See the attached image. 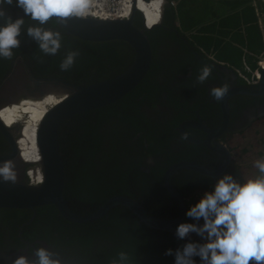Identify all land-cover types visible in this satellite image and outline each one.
I'll return each mask as SVG.
<instances>
[{"label": "flooded vegetation", "instance_id": "1", "mask_svg": "<svg viewBox=\"0 0 264 264\" xmlns=\"http://www.w3.org/2000/svg\"><path fill=\"white\" fill-rule=\"evenodd\" d=\"M12 14L15 15V13H9V15ZM36 22L31 18H27L26 26ZM141 27L145 28L143 22ZM148 40L153 42L151 47L152 61L150 65L153 63L156 66L153 67L155 71H159V78H150L149 76L147 82L149 87H151L152 82L158 81V84L164 87V89L154 96V100L149 99L141 103L133 112H131L132 110L127 111L132 116L126 118V121L129 123L125 127L121 123L123 126L121 131H118L117 127L113 126L118 132H112L110 126H102L101 124L100 126L97 125L93 129V132H87L88 142L83 140L81 150H84L85 146L88 145L89 151L92 150L93 152V154L90 153L92 171L95 173L93 184L92 180L89 181V178L86 179V175L82 176V174L74 180L76 169L78 168L77 164L85 165V154L74 156V151H77V148H74V144L71 142V140L74 141V137L71 138L72 132L69 129L71 126L64 131V141L63 144H60V152L64 164L65 182L67 181L69 185L73 179V184L76 189L81 188V183H84L83 189L87 193L92 194L91 192H95L97 185H99L97 178L101 174V160L111 150V146L114 145L116 155L121 150L116 160L117 169L125 174L124 178L127 181L125 180L126 182L121 184L110 180L107 186L108 190L105 201L114 196H125L134 200L152 216L163 220H173L176 218L179 208L164 186V175L172 165L184 162L196 164L203 169H180L174 172L171 177V185L182 197L187 209L202 196L204 191L211 190L216 178L220 175L227 172L231 173L238 181L244 180L241 170L236 163L237 160L234 157L236 153L232 148L233 140L243 139L247 136L251 138L262 137L264 133V89H262V87L264 88V81L261 75L256 84L246 83L235 70L226 68L197 51L190 44L189 40L184 35L179 34L174 28H164L163 21H161L159 26L150 31ZM121 42L123 43V41ZM22 43L20 48L22 47ZM62 45L61 48H66L64 40H62ZM70 49L68 47L66 51ZM76 49H79L80 55L74 65L76 67L82 66V69L80 68V71H78L76 67L71 68L70 78L72 79L70 81L62 79V77H59L60 75H50L48 78L36 76L35 72L31 69L32 67L26 62V52L15 51L16 49H14L13 59L0 58V84L3 85L5 79L14 73V79H11V82L9 84L6 83L4 87H20L26 83L29 87H34V81L46 79H59L76 85H87L93 82L107 80L120 74L131 65L134 58L133 54L132 58L130 56L125 60L123 53L127 48L125 49L124 46H119L116 50L117 55H114V58L111 53L105 52V55L100 56L98 63H95L96 61L91 62L88 60V56L95 55V53H87L81 45L76 47ZM158 51H160V59ZM96 55L98 56L99 54ZM63 57L60 55L56 59L62 61ZM168 64L171 65L170 68L167 67ZM53 65L54 62L52 61ZM203 65H213V73L205 83L198 84L196 78ZM92 73L97 74V76L102 75L103 77L102 79H95L97 76L95 77L93 75L91 80H86L84 75H92ZM224 83L230 86L228 92L232 91L231 94L224 96L226 97L225 106L227 111V122L225 124L222 103L224 98L221 101H215L209 94L210 89L222 86ZM238 88L245 89L249 93L254 92L255 94L235 92V89ZM145 94L142 93L140 97H143ZM169 97L177 99L182 105L186 104V106L176 109V105L168 102ZM19 98L22 99L21 97ZM135 100L139 101L140 98H135ZM115 105L123 112L121 106L116 103ZM140 115H144L145 118H150L155 121L160 119V126L164 128V133H166L164 134V139L159 138L164 141L156 143L153 141L149 145L145 139L139 140V133L133 135L132 125H134V117L139 118ZM127 129H129V132ZM220 129L221 133H219ZM252 132L253 134L249 135ZM2 138L4 139L3 136ZM6 145L8 152H4L3 155L1 152L0 156H5L10 153L11 148L7 141ZM36 163L32 162V164ZM14 170L18 172L17 166H15ZM136 171L143 175L137 181L134 178ZM128 176L129 179H127ZM143 184H146L147 187H143ZM86 185L88 188H86ZM136 186L142 188L136 191L134 190ZM133 192L145 199L142 200L133 197ZM77 201V194H74L70 202L76 203ZM79 203L82 205L74 207V210H71L72 212H85L83 214H86L94 208L90 205H83L84 203L82 202ZM118 207L125 206L120 205ZM116 214L118 218L123 220L119 222L127 223V215L124 212L120 210ZM34 216L35 213L31 215L28 222ZM109 216L107 214L102 219L86 222V224H96V228L98 229V236L95 237L91 246L87 248L92 253L91 262H88L87 257L84 255H80L79 257L77 255H69L67 251L57 253L58 256L55 258H58L61 264H110L107 261L112 257L113 259L117 258L118 253L121 252L120 249L123 250L125 237L130 235V233L129 231L124 233V229L114 230L110 224ZM1 222L2 215L0 214V237L2 238ZM139 222L142 224L140 219ZM182 222L194 223L195 221L185 216ZM199 223L202 224L203 221L201 220ZM21 227L22 225L17 235L14 234L10 226L6 228L9 247L12 251L13 247L16 248L20 242L29 243L22 236ZM156 231L163 233L161 234V238H154L153 240L148 234L140 231L136 234L140 241L134 245L132 244L125 252L130 251L131 253L135 249H142L143 252L138 260L139 264H173V256L169 260H164L167 257L164 253L167 248H171L173 251L175 250V234L163 230ZM168 233L173 236V239L167 242ZM188 240L203 242L199 236L193 233L186 240H180V246L188 242ZM32 242L35 245L31 246V250L26 246L20 251L33 264L37 259L35 256V249L37 247H44L55 253L53 247L48 243L37 240ZM164 244L166 245L165 249ZM150 248L153 249L151 250ZM10 249H2L1 247L0 258L2 259V252H4V255L10 254ZM151 252H155L153 256L150 254ZM193 259L196 261V264H200L199 257H194ZM1 262L2 264H11L10 261L9 263L8 261Z\"/></svg>", "mask_w": 264, "mask_h": 264}, {"label": "trees", "instance_id": "2", "mask_svg": "<svg viewBox=\"0 0 264 264\" xmlns=\"http://www.w3.org/2000/svg\"><path fill=\"white\" fill-rule=\"evenodd\" d=\"M263 9L264 8H259L256 12L254 6L252 5V0H168L165 2L163 7L162 21L164 28H174L179 34L184 35L197 51L203 53L209 59L212 58V60L216 61L218 64L235 70L242 69L244 62L248 63L251 67H255L256 59L254 54L264 48L260 37V30L257 24L259 14L260 12H263ZM7 11L8 13H15V15H11L13 19L23 16V12L19 8L9 7L7 8ZM27 18L30 17H24L25 24L22 28V35L19 37L21 42H23L22 47H19L20 49L18 48L15 51L26 52V62H28V65L32 67L30 68L38 77L48 78L50 75H60L59 77H62V79L70 81L72 79L70 78L71 71H61L59 67L61 60L56 59L57 57H60V55L64 56L68 47L71 49H76V47L81 45L83 46V49L87 51V53H95V55L92 54L88 56V60L91 62L96 61L95 63H98L100 56L105 55V52L111 53L114 58V55H117L116 50L119 46H124L125 49L127 48L123 53L125 60L130 56L132 58L134 54L131 47L128 44L125 45L126 43H122L121 41H114L111 43H92L77 39L66 34L55 23V21L51 19L43 27L61 31L66 48H61L59 53H57L55 56H45L39 50L38 45L26 34L27 27L37 25L38 22L26 26ZM141 21L142 18L140 14L136 13L135 17L133 18V24L137 28H141ZM2 22L4 23L3 20H0V24H2ZM146 35L149 38L150 31H148ZM149 42L152 47L153 42L150 40ZM96 54L99 55L97 56ZM52 61L54 62L53 66ZM153 66L155 65L152 63V65H150L147 77L144 78L137 88H135L133 91H130L116 102V104L122 107L120 108L123 109V112H121L115 103H113L102 108L77 115L72 120L61 125L59 129V143L63 144L64 131L66 128L71 126L69 128L72 132L71 138L74 137V141L71 140V142L74 144V148H77V151H74V156L85 154V165H81L80 163L77 164L78 168L76 169L74 180H76L77 177L82 174V176L86 175V179L89 178V181L92 180L93 184V177L95 173L92 171L93 168L91 166L92 163L90 158V153L93 154V152L92 150L89 151L88 145L85 146L84 150H81L82 142H84L83 140L88 142L86 136L87 132H93V129H95L97 125L100 126L101 124L102 126H110V130L112 132L121 131V128H123V126L125 127L129 123L126 121V118L132 116L127 111L132 110L131 112H133L141 103H144L149 99L154 100V96L159 91L164 89V87H161V85L158 84V81L152 82L151 87H149L147 82L149 76L150 78H159V71H155ZM75 67L76 66L74 65L72 68ZM80 68L82 69V66L76 67L78 71H80ZM93 75L95 77L97 76V74L94 73H92V75L84 76L86 80H91ZM102 77V75H98L95 79H102ZM142 93L146 94L143 97H140ZM138 97L140 100L136 101L135 98ZM168 102L176 105V109L186 106V104L182 105L177 99L173 97H169ZM134 118L132 131H134L133 135H135V133L140 134L139 140L145 139L149 145H151L153 141L154 143L164 141L161 139H164V134L166 132L164 133V128H161L160 126V119L155 121L150 118H145L144 115H140L139 118ZM113 126H116L118 131ZM127 131L129 132V129H127ZM6 151L8 152L6 141L0 134V153L2 152L1 154L3 155ZM115 151L116 148L114 145H112L108 154H105L102 158L100 163L101 174H99L97 178L99 185H97L95 192H91L92 194L87 193L83 189L84 183H81V188L76 189L73 184V179L69 185L67 181L65 182L64 196L66 200H68L67 202L69 208L73 206V208H71L72 211L74 210V207L82 205L79 203L82 202L84 203L83 205L93 206L94 208L89 211L92 212L105 201L108 190L107 186L110 180L121 184H124L127 181L126 178H124L125 174L117 169L116 164V160L121 150L117 152V155ZM126 174L128 175V173ZM141 177H143V175L136 171L134 175L136 181ZM127 179H129V176ZM143 187H147V185L143 184ZM86 188H88L87 185ZM140 188L142 187L136 186L134 190L137 191ZM74 194H77L78 197V201L76 203L70 202ZM133 197L142 200L145 199L139 197L135 192H133ZM118 206H115L108 213V215H110V224L114 230L124 229V233L126 231H129L130 233V235L125 237L123 250L120 249V251L125 252L132 244L134 245L140 241L139 237L136 236V234H138L140 231L148 234L152 240L154 238H161V234L163 232L151 229L145 226L143 223L140 224L139 219L128 208ZM120 210L127 215V223L119 222L122 219L118 218L116 213ZM33 213H35V216L30 222H28ZM76 213L83 214L85 212ZM0 214L2 215V238L0 237V248L2 247V249H10L7 239L8 232L6 229L8 226H10L14 234L17 235L19 228L22 225V236L29 242L27 244L25 242H20L16 248L13 247V251L12 249L9 250L10 254L4 255V252H2L0 264H2L1 261H8V263L10 261L12 264V261L16 256L22 255V252L20 251L21 249H24L26 246H28L31 250V246L35 245H33L34 242H32L34 240L48 243L51 247H53L55 253H64L67 251L69 255H77L78 257L80 255H84L87 257L88 262H91L92 253H90L87 248L91 246L95 237L98 236L96 224H78L72 221H67L51 205L38 207L34 210L2 208L0 209ZM167 237V242L169 240L172 241L173 236L168 233ZM165 247L166 245L164 244V249ZM150 249L152 250L153 248ZM142 252V249H135L131 253L130 251L125 253L129 254L132 264H139L138 260ZM154 253L155 252H151L150 254L153 256ZM170 258L171 256H167L164 258V260H169ZM112 259L113 257L110 258L107 263Z\"/></svg>", "mask_w": 264, "mask_h": 264}, {"label": "water", "instance_id": "3", "mask_svg": "<svg viewBox=\"0 0 264 264\" xmlns=\"http://www.w3.org/2000/svg\"><path fill=\"white\" fill-rule=\"evenodd\" d=\"M135 12L134 10L128 19L73 17L68 20L66 25H58L66 34L86 42H126L133 49L134 58L131 65L122 73L107 80L87 85H76L59 79H46L34 81L36 87H29L27 83L20 87H4L6 83L9 84L11 79H14V73H12L5 79L3 85L0 84V110L21 100H39L48 94L59 97V102L43 114L36 129V145L40 156L37 164L27 163L19 156L16 142L19 137L20 124L16 123L9 127L0 119V133L11 148L8 155L0 156V163L12 160L18 168V172L15 171L17 174L15 184L0 180V209L34 210L38 207L51 205L65 220L86 223L99 220L115 206L122 205L132 211L145 226L175 234L176 226L186 216L187 206L171 185V177L174 172L180 169L203 170L196 164L184 162L174 164L164 175L165 189L179 208L178 214L173 220H163L152 216L134 200L125 196H114L92 212L78 214L71 211L64 196L65 172L59 143L61 125L74 116L116 103L134 90L149 71L152 48L146 33L159 24L151 29L137 28L133 24ZM138 13L141 15L140 12ZM53 20L55 21V18ZM262 76L264 81V71ZM262 89L264 88L262 87ZM235 92L249 93L242 88L235 89ZM231 93L232 91L226 95ZM249 94L255 93L250 92ZM222 103L225 124L227 122L226 97ZM221 129L219 133H221ZM31 167L32 169L37 168L41 173L42 179L38 184H30L26 179V171ZM178 247H180V240L176 237L175 250Z\"/></svg>", "mask_w": 264, "mask_h": 264}, {"label": "clouds", "instance_id": "4", "mask_svg": "<svg viewBox=\"0 0 264 264\" xmlns=\"http://www.w3.org/2000/svg\"><path fill=\"white\" fill-rule=\"evenodd\" d=\"M93 4L94 0H0V20L4 21L0 24V58L13 59V50L21 45L19 37L25 24L24 17L38 22L37 25L28 26L26 34L38 45L39 50L45 56L57 55L62 47V32L43 26L53 18L57 25H66L73 17H86ZM9 7L21 9L23 16L13 19L7 11ZM134 10L135 14L141 13L143 22L144 14L139 8ZM79 55V49L66 51L59 65L60 70H70ZM212 73L213 65H203L196 82L205 83ZM229 87L224 83L210 89L209 94L215 101H221ZM236 163L240 168V163ZM254 167L259 174L242 181H238L231 173L220 175L211 190L204 191L188 207L185 215L195 222L179 223L175 228V236L179 240H186L195 233L203 242L188 240L175 251L167 249L164 254L174 256V264H196L194 257H199L200 264H264V158L256 160ZM14 169L12 160L0 163V180L15 184L17 174ZM30 170L34 169L31 167ZM30 170L26 171L27 181L38 184L32 182L33 177L28 176ZM36 172L42 179L40 171L36 169ZM201 220L202 224L199 223ZM35 256L37 259L34 264H61L55 258L58 254L44 247H37ZM12 264L33 262L19 255ZM110 264H132V261L128 253L121 251Z\"/></svg>", "mask_w": 264, "mask_h": 264}, {"label": "bare ground", "instance_id": "5", "mask_svg": "<svg viewBox=\"0 0 264 264\" xmlns=\"http://www.w3.org/2000/svg\"><path fill=\"white\" fill-rule=\"evenodd\" d=\"M144 2L147 3V1ZM153 3L154 5H158L160 0H156ZM138 4L141 6L139 8L141 12L150 19L152 13L151 7L143 6L141 1ZM58 102L59 97L48 94L39 100H21L0 110V119L6 126L12 127L16 123L20 124V132L16 145L19 156L23 161L30 164L32 162L38 163L40 156L36 145V129L43 114ZM28 176L33 177L35 183L41 179L36 170H30Z\"/></svg>", "mask_w": 264, "mask_h": 264}, {"label": "built area", "instance_id": "6", "mask_svg": "<svg viewBox=\"0 0 264 264\" xmlns=\"http://www.w3.org/2000/svg\"><path fill=\"white\" fill-rule=\"evenodd\" d=\"M139 1L143 3V6H150L152 9L150 19L143 15V24L146 28L150 29L161 21L163 5L168 0H160L158 5H154L153 3L156 0H94L90 14L82 18L128 19L134 8H141L138 4ZM144 1H147V3ZM252 5L257 12L258 8L255 0H252ZM254 57L256 59L255 67H251L248 63L244 62L242 69H235L236 73L248 84H256L261 77V72L264 71V48L260 53L254 54ZM40 181L41 179L37 183ZM32 182L35 181L32 179Z\"/></svg>", "mask_w": 264, "mask_h": 264}, {"label": "rangeland", "instance_id": "7", "mask_svg": "<svg viewBox=\"0 0 264 264\" xmlns=\"http://www.w3.org/2000/svg\"><path fill=\"white\" fill-rule=\"evenodd\" d=\"M255 2L258 9L264 8V0H255ZM257 24L264 43V9L263 12H260L259 14ZM158 56L160 59V51H158ZM167 67L170 68L171 65L168 64ZM252 134L253 132L249 133V135ZM234 142L240 145L238 149H234L236 153L234 157L240 163L239 169L241 170L242 178L245 180L258 175L259 173L254 167V162L258 159L264 158V133L260 138H251L247 136ZM36 169L37 168H34V170Z\"/></svg>", "mask_w": 264, "mask_h": 264}, {"label": "crops", "instance_id": "8", "mask_svg": "<svg viewBox=\"0 0 264 264\" xmlns=\"http://www.w3.org/2000/svg\"><path fill=\"white\" fill-rule=\"evenodd\" d=\"M260 37H261V40H262V45H264L261 33H260ZM262 50H263V49H262ZM262 50L256 52L255 54L260 53ZM238 140H239V139L233 140V146H232L233 149H238V147L240 146L239 144H236V143L234 142V141H238Z\"/></svg>", "mask_w": 264, "mask_h": 264}]
</instances>
